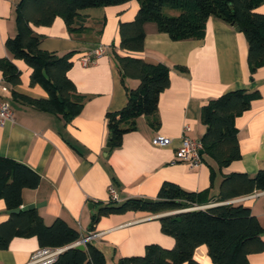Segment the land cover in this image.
I'll use <instances>...</instances> for the list:
<instances>
[{
  "label": "crops",
  "instance_id": "1",
  "mask_svg": "<svg viewBox=\"0 0 264 264\" xmlns=\"http://www.w3.org/2000/svg\"><path fill=\"white\" fill-rule=\"evenodd\" d=\"M19 2L0 0V59H8L16 66L21 82L12 88L0 72V100L9 105L14 117L13 122L0 125V157L21 163L40 177L38 187L22 190L20 208L39 204L36 210L46 225L61 219L79 232V238L96 234L86 244L103 252L105 264H116L123 257L142 256L144 247L150 244L172 248L174 239L160 231L157 219L174 211L110 214L100 217L92 226V217L100 207L110 202L119 205L126 199L157 200L164 182L185 192H207L209 199L215 201L223 176H254L264 169V66L250 73L246 39L234 26L209 17L199 39L172 41L167 34L158 32L154 24L147 23L143 50L133 53L119 48L118 25L132 22L139 8L138 0L78 12L75 27L82 25V33H70L59 17L47 27L31 26L40 36L41 51L57 57L73 53L67 77L84 101L81 112L66 122L12 97L14 90L35 99L47 98L40 86L29 85L31 69L14 59L5 47L6 40L17 33ZM258 11L263 12L264 5ZM164 12L168 16L177 14L171 10ZM99 45L105 46L107 53L83 67L79 59ZM113 53L165 65L169 69V86L160 94L155 123L138 117L136 130L124 134L121 144L109 148L104 155L108 137L105 116L123 109L126 90L136 89L139 84L136 79L122 78ZM236 90L259 93L250 108L235 119L240 159L219 168L202 152V163L197 168L179 162L176 149L181 137L200 141L206 131L199 120L201 108ZM184 127L188 130L183 131ZM161 134L171 139L169 146L151 144L152 137ZM110 187L115 191L114 199L108 193ZM227 203L249 208L264 229V192ZM193 209L199 208L190 210ZM9 215L0 200V224ZM261 240L264 243V232ZM40 248L35 237L12 238L8 247L0 250V264H28ZM192 259L211 264L205 245L194 250ZM247 260L248 264H264V249L248 255Z\"/></svg>",
  "mask_w": 264,
  "mask_h": 264
},
{
  "label": "trees",
  "instance_id": "2",
  "mask_svg": "<svg viewBox=\"0 0 264 264\" xmlns=\"http://www.w3.org/2000/svg\"><path fill=\"white\" fill-rule=\"evenodd\" d=\"M131 0H20L16 8L17 33L5 42L6 49L16 60L30 69L29 85L40 86L47 98L35 99L12 90V97L41 112L62 117L69 122L78 115L84 99L78 95L67 77L73 53L57 57L41 51L40 36L31 26L47 27L56 17L61 18L70 33H82V25L75 27L78 12L89 8L117 6ZM139 8L132 22L118 25L119 48L127 52H141L144 25L152 23L160 33L172 41L199 39L207 18L220 19L241 32L248 46L247 63L251 74L264 66V11L258 8L264 0H138ZM165 10L177 12L168 16ZM122 78L138 80L137 88L127 91L123 109L105 116L110 149L121 144L124 134L136 130V119L144 116L156 121L160 94L169 86V69L161 63H149L139 58L112 54ZM0 72L12 88L20 82V71L8 59H0ZM259 98L258 92L243 90L224 93L201 108L200 122L206 131L200 142L202 152L210 156L219 168L240 159L235 119ZM27 166L0 157V200L8 211L20 209L24 189L38 187L40 177ZM218 198L211 201L207 192H185L177 185L164 182L158 192V202L146 199H126L121 204L110 202L100 207L92 217V226L102 216L128 211L173 214L159 217L160 231L174 239L170 249L156 244L147 245L142 256L119 259L116 264H200L193 258L194 250L205 245L211 264H248L250 254L264 249L261 240L263 227L251 210L242 204H225L234 198L264 192V169L254 176L230 173L223 176ZM184 204H181V203ZM209 206L204 209L193 207ZM189 209V210H188ZM93 230V227L92 229ZM35 237L41 248H65L77 242L78 231L61 219L46 225L36 209L10 214L0 224V250H5L12 238ZM103 252L91 244L84 250L71 247L61 252L52 264H105Z\"/></svg>",
  "mask_w": 264,
  "mask_h": 264
},
{
  "label": "built area",
  "instance_id": "3",
  "mask_svg": "<svg viewBox=\"0 0 264 264\" xmlns=\"http://www.w3.org/2000/svg\"><path fill=\"white\" fill-rule=\"evenodd\" d=\"M107 53V48L105 46L99 45L96 46L95 49H91L88 51L83 57L79 59L80 64L83 67H87L91 63L94 62V59L96 57H99L101 55H104ZM14 117L13 113L9 107V105L0 100V125H3L5 122H13ZM188 127H184L183 131H187ZM151 144L157 147H167L171 144V139L168 137H164L161 135H155L151 139ZM176 149V156L177 160L179 162L185 163L188 165L191 169L197 168L202 163V154L200 153L203 149L200 141H192L186 137H181L180 145H178ZM108 193L111 198L114 199L115 197V191L112 187L108 189ZM256 195H253L254 197ZM208 207V206H203ZM201 208V207H197ZM94 236H97L96 234H89L86 237H81L77 242L69 245V246H77V245H83L85 244ZM68 246V247H69ZM66 248V247H65ZM64 248H40L36 250L31 258L28 264H52L55 262L57 256L63 251Z\"/></svg>",
  "mask_w": 264,
  "mask_h": 264
},
{
  "label": "water",
  "instance_id": "4",
  "mask_svg": "<svg viewBox=\"0 0 264 264\" xmlns=\"http://www.w3.org/2000/svg\"><path fill=\"white\" fill-rule=\"evenodd\" d=\"M236 30H238V29L236 28ZM109 148H110V144L107 143L106 144V147L104 149V151H105L104 155L109 150ZM200 153L202 154V151ZM145 202L148 203V204H152L153 202H158V200L146 199ZM181 204H184V203L182 202ZM40 206L41 205H39V204L38 205H29L27 207H22L20 209H15V210L9 211V214H13L14 215V214L19 213L20 211H26V210L36 209V208H39ZM165 215H170V213L160 215V217L165 216ZM71 247H73V246L66 247V248L63 249V251H65L66 249L71 248ZM75 248L78 249V250H84L85 249V246H83V245H77V246H75Z\"/></svg>",
  "mask_w": 264,
  "mask_h": 264
},
{
  "label": "rangeland",
  "instance_id": "5",
  "mask_svg": "<svg viewBox=\"0 0 264 264\" xmlns=\"http://www.w3.org/2000/svg\"><path fill=\"white\" fill-rule=\"evenodd\" d=\"M174 13H175V11H174ZM177 13V12H176Z\"/></svg>",
  "mask_w": 264,
  "mask_h": 264
}]
</instances>
